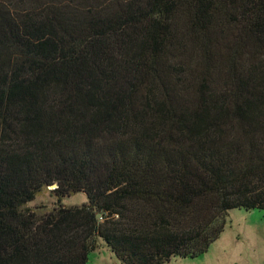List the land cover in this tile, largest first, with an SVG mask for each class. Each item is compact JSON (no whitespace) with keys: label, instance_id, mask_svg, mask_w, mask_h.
I'll return each mask as SVG.
<instances>
[{"label":"trees","instance_id":"16d2710c","mask_svg":"<svg viewBox=\"0 0 264 264\" xmlns=\"http://www.w3.org/2000/svg\"><path fill=\"white\" fill-rule=\"evenodd\" d=\"M55 184L88 203L28 207ZM236 208L264 210V0H0V264L196 258Z\"/></svg>","mask_w":264,"mask_h":264},{"label":"rangeland","instance_id":"374dc122","mask_svg":"<svg viewBox=\"0 0 264 264\" xmlns=\"http://www.w3.org/2000/svg\"><path fill=\"white\" fill-rule=\"evenodd\" d=\"M56 188L55 184L41 191L28 207L42 213L58 204L75 207L88 203L83 192L59 199L53 192ZM88 264L123 263L106 242L99 239V246L89 255ZM168 264H264V210H231L226 218L224 231L207 252L196 258L174 257Z\"/></svg>","mask_w":264,"mask_h":264},{"label":"water","instance_id":"95a60500","mask_svg":"<svg viewBox=\"0 0 264 264\" xmlns=\"http://www.w3.org/2000/svg\"><path fill=\"white\" fill-rule=\"evenodd\" d=\"M56 187V186H55Z\"/></svg>","mask_w":264,"mask_h":264}]
</instances>
